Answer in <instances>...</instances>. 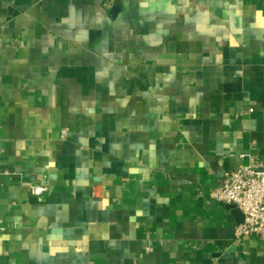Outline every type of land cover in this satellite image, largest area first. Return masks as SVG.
<instances>
[{
    "label": "crops",
    "instance_id": "crops-1",
    "mask_svg": "<svg viewBox=\"0 0 264 264\" xmlns=\"http://www.w3.org/2000/svg\"><path fill=\"white\" fill-rule=\"evenodd\" d=\"M242 155L264 0H0V264H264L210 197Z\"/></svg>",
    "mask_w": 264,
    "mask_h": 264
},
{
    "label": "built area",
    "instance_id": "built-area-1",
    "mask_svg": "<svg viewBox=\"0 0 264 264\" xmlns=\"http://www.w3.org/2000/svg\"><path fill=\"white\" fill-rule=\"evenodd\" d=\"M113 4L114 0H103L106 9ZM240 159L247 163L238 164L211 191L210 197L242 213L243 221L234 229L236 240L258 238L264 241V162L257 156L242 155ZM47 193L48 188L45 186L31 189V194L37 198H43Z\"/></svg>",
    "mask_w": 264,
    "mask_h": 264
},
{
    "label": "water",
    "instance_id": "water-1",
    "mask_svg": "<svg viewBox=\"0 0 264 264\" xmlns=\"http://www.w3.org/2000/svg\"><path fill=\"white\" fill-rule=\"evenodd\" d=\"M233 208V207H232ZM235 209V208H234Z\"/></svg>",
    "mask_w": 264,
    "mask_h": 264
}]
</instances>
